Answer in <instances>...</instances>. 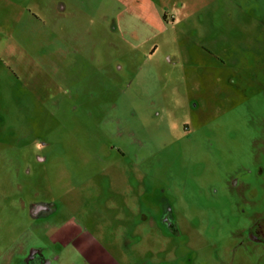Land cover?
Listing matches in <instances>:
<instances>
[{"label":"rangeland","instance_id":"374dc122","mask_svg":"<svg viewBox=\"0 0 264 264\" xmlns=\"http://www.w3.org/2000/svg\"><path fill=\"white\" fill-rule=\"evenodd\" d=\"M258 218L264 0H0V264H264Z\"/></svg>","mask_w":264,"mask_h":264},{"label":"flooded vegetation","instance_id":"af4514ba","mask_svg":"<svg viewBox=\"0 0 264 264\" xmlns=\"http://www.w3.org/2000/svg\"><path fill=\"white\" fill-rule=\"evenodd\" d=\"M260 172L262 173V169L260 170ZM40 206H34V209L32 210V213L34 215L38 214L39 211H41L42 208ZM250 236L259 243L264 244V218H258L250 227ZM34 256V255H32ZM33 258V257H32ZM31 258V259H32ZM30 259V261H28L29 264H33L32 260Z\"/></svg>","mask_w":264,"mask_h":264}]
</instances>
